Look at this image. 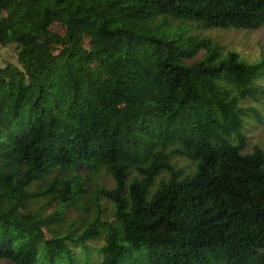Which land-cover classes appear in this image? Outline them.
Listing matches in <instances>:
<instances>
[{"label":"trees","instance_id":"1","mask_svg":"<svg viewBox=\"0 0 264 264\" xmlns=\"http://www.w3.org/2000/svg\"><path fill=\"white\" fill-rule=\"evenodd\" d=\"M263 27L264 0H0V261L264 264V59L192 32Z\"/></svg>","mask_w":264,"mask_h":264},{"label":"rangeland","instance_id":"2","mask_svg":"<svg viewBox=\"0 0 264 264\" xmlns=\"http://www.w3.org/2000/svg\"><path fill=\"white\" fill-rule=\"evenodd\" d=\"M52 30L64 34L65 28L61 24L52 26ZM194 34H201L202 36H210L218 41L227 51L239 53L242 60L256 64L264 59V27L256 31H192ZM17 64V53L14 48L0 50V66L4 67L6 64ZM262 80L258 81L259 85L264 87V70L262 72ZM252 103H246L250 106ZM258 106L259 104H252ZM246 131L244 134L249 138L246 152H251L254 145H258L264 149V124L256 123L253 120H247ZM100 245V244H97ZM0 264H10L7 261H0Z\"/></svg>","mask_w":264,"mask_h":264}]
</instances>
